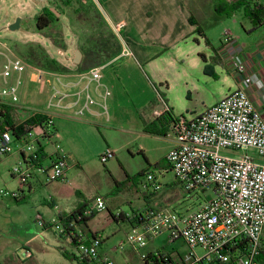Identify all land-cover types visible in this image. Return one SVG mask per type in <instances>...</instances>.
I'll list each match as a JSON object with an SVG mask.
<instances>
[{
    "label": "built area",
    "instance_id": "2783aa9c",
    "mask_svg": "<svg viewBox=\"0 0 264 264\" xmlns=\"http://www.w3.org/2000/svg\"><path fill=\"white\" fill-rule=\"evenodd\" d=\"M81 1L100 8L99 0ZM255 2L262 5L264 0ZM121 28L118 25L115 31L120 33ZM222 42L232 44L233 38L225 34ZM123 55L132 56L127 46ZM232 62L236 75L249 87L252 78L246 64L237 57ZM102 70V67H96L86 74L88 82L83 90L85 101L82 107L83 92L72 94L53 87L47 109L80 107L77 115L83 116L92 103L88 94L90 84L95 83L97 90L102 87ZM50 74L51 71L16 54L7 42L0 39V104L20 109L21 90L28 83L43 84ZM102 97L106 100L107 93ZM162 103V109L156 111L155 116H170L175 143L166 157L167 164L185 191H208L211 198L186 214L158 207L135 215L133 219L137 224L127 234V243L146 248L167 235L165 245L141 256L145 264H264V118L254 107L247 90L242 88L231 92L196 116L173 115L170 107L164 101ZM46 117L43 125L26 126V135L19 139L11 131L0 134V156L17 153L22 157L12 169V175L19 183V192L37 177H42L46 184L63 182L67 177L69 156L63 146L53 142L54 120ZM43 141L52 143L50 154L41 153V149H45ZM248 150H254L262 162L247 154ZM240 151L244 154L237 158L223 155V152L236 154ZM115 159L116 153L110 149L99 158L103 165ZM141 187L147 194L162 190V184L154 175H148ZM19 192L1 190L0 195L15 198ZM106 210L105 199L98 196L87 208L86 215ZM38 221L46 227L42 217ZM50 225L66 234L58 219H53ZM69 234L76 236L72 232ZM103 241L101 235L89 242L79 239L77 255L93 259V264H114L108 255L100 254ZM175 244L178 246L167 250L169 245Z\"/></svg>",
    "mask_w": 264,
    "mask_h": 264
},
{
    "label": "rangeland",
    "instance_id": "374dc122",
    "mask_svg": "<svg viewBox=\"0 0 264 264\" xmlns=\"http://www.w3.org/2000/svg\"><path fill=\"white\" fill-rule=\"evenodd\" d=\"M184 1L191 4L188 8H191L192 12L201 13L198 21L205 36L201 37L199 32H196L175 40V43L179 40L180 43L178 46L176 44L174 49L167 51L165 58L161 61L164 62L163 64H158V67L156 65L158 73L155 76L140 58L136 60L132 57H119L113 62L106 63L107 66L102 71V87L99 89L100 94L107 93L106 100L93 96L101 103L105 102L111 120L109 124L111 130L91 125L89 126L92 127L91 129L80 135L79 129L83 132V129L88 127L71 126L70 136L83 143V152L88 162L84 165V171L78 169L69 173V186L62 184L51 187L35 186L31 194L25 187L22 192H19V183L13 177L12 169L22 160V157L17 153L0 156V191L19 192L21 195L20 202H17L13 196L0 195V264H77L75 261L65 259L62 254L67 252L70 255L73 253L77 255L76 249L69 242L70 238L65 233L61 234L58 230L49 227L48 224L53 219H57L61 208L65 209L70 204H75L79 200L80 193L87 198V201L95 198L96 195H102L113 213H117L119 205L122 211L131 213V206L138 210L144 206L153 207L158 201L162 204V208L186 214L197 210L201 204L211 198V192H187L182 188L169 165L164 161L170 149L163 139L139 138L129 145L126 144L130 137H135V135H129L127 131L143 128L140 119L142 111L138 108L157 102L162 94L168 96L165 83L169 84L171 96L169 99L172 100L176 112L191 116L190 113H186L188 109L195 107L201 110L203 108L201 101L191 103L186 97L183 87L184 79L180 72L182 60L196 57L199 63L202 61L201 57L197 56L199 53L205 55L212 53L210 47L206 46L204 41L206 38L211 41L212 46L216 47L226 31L235 37L244 33L242 28L244 12L239 11L233 16L220 17L215 13L216 0ZM227 1L236 2L237 0ZM45 7H49L48 0H0V39L8 44L31 42L41 44L53 59L60 62L73 59L78 49L79 37L72 32L65 16L59 15L62 25L60 32L52 29L41 35L34 31V20ZM18 19H21L20 28L11 31L10 26ZM129 29V25H124L122 32L117 34L119 38ZM51 34H59L64 38L67 45V49L62 50L64 55L61 54V49L46 37ZM161 50L163 48L156 47L152 52L155 54ZM190 66L192 70L189 69V72L192 75L195 72L193 67L197 66L196 61H192ZM47 78L48 76L41 85L28 84L21 90L20 109L16 107L17 122H22L34 113L47 111L46 105L50 93ZM103 120L104 118H99L98 122L102 123ZM106 140L111 146L119 148L117 155L123 165L136 174V183L144 182L148 175H154L162 184V190L153 197L144 199L143 195L146 191L140 184L137 188L131 182L124 184L120 188V193H113V189L116 188L109 172L111 161L103 165L99 160L106 151L101 154L102 148H106ZM84 141L87 144L84 145ZM53 142L62 146L61 142L55 139ZM43 145L48 151H53L52 143L43 141ZM243 154L244 152L241 151L236 154L223 152V155L232 158L241 157ZM113 161L117 166L119 165L116 159ZM59 189L64 190L63 197L56 194ZM131 190L137 191L136 198L130 192ZM115 191L117 192V189ZM51 198L57 203L55 209L45 205V201ZM108 214L105 211L104 215L109 218L110 214ZM39 217L43 218L47 227L40 225ZM76 232L78 235L83 234L81 227H77ZM130 232L131 227L127 223L120 224L118 227L114 222H110L103 229V235L110 240L105 250L116 258L117 264H145L141 258L143 254L147 255L166 244L167 235H164L146 248L131 246L126 241L127 234ZM122 244L123 248L120 247ZM102 245L100 254L104 256L107 254H103ZM177 246L169 245L167 250Z\"/></svg>",
    "mask_w": 264,
    "mask_h": 264
},
{
    "label": "crops",
    "instance_id": "0c3cea01",
    "mask_svg": "<svg viewBox=\"0 0 264 264\" xmlns=\"http://www.w3.org/2000/svg\"><path fill=\"white\" fill-rule=\"evenodd\" d=\"M99 3L100 8L97 6L95 7L102 14V17L107 23L108 28L115 35L121 46L120 54L110 62L115 61L119 57H132L136 60L140 58L143 59V63L153 72L154 76L158 73L156 70L158 69V64L164 63L161 61L165 58L167 51L169 49H174L175 45L177 44L178 46V43H180V40L177 43L174 42L175 40L177 41L180 38L188 37L191 33L194 34L196 32H199L201 37L205 36L202 28L199 26L198 21V17L201 15V13L195 14L192 12V9L188 8L190 7L188 5L191 4L184 0H99ZM262 5L264 6V3ZM242 22L244 33L239 37L236 36L237 38L230 32L226 31L222 35L220 43H217L218 46L216 47L212 46L211 41L206 38L204 41L205 43L206 40L208 41L206 46L210 47L212 53H209L208 55L199 53L197 56H200L202 59V61H199V63L198 60H196V57L182 60V68L180 69V72L184 79L183 87L186 91V97L191 103L195 101H201L203 105L201 110L195 107L188 109L186 113H190L191 116L202 114L217 104L221 99L229 95L231 92L244 88L247 90V93L256 110L260 112L264 118V17H256L254 21H252V19L250 20L249 18H243ZM256 22H258L259 25H257ZM118 25L122 26L120 33L122 32L124 25L130 26L128 32L124 36L120 35V38L117 35L119 33L115 31V28H117ZM225 34H229L233 38L232 44L222 42ZM126 46L131 51L132 56L123 55V51ZM156 47H159L160 49L163 48V50L154 54L152 51H154V48ZM61 54L64 55L62 50ZM234 57L241 59L246 64L248 68V74L252 78V84L249 87H246L243 79L236 75L232 62ZM83 59L84 56L82 61ZM73 60L74 58L69 59L68 61L66 60V62L59 61L66 68H68V72H51L52 74L48 75L47 79H49L50 87L49 97L52 93L53 87L59 89L62 92H69L72 94H75L76 92H83L85 89V86L88 82L85 79V76L88 71L96 67H81L82 62L79 65H75ZM192 61H196L197 66L193 67L195 68L193 69L195 72L191 75L189 71L192 70V67L190 66ZM167 62L168 60L166 61V64ZM105 66L107 65L105 64L100 67H102L104 70ZM165 84V89L168 96H164V94H162L160 95V98L157 102L145 104L138 108L139 111H142L140 119L142 121L143 128L141 130L127 131L129 135H135L134 138L130 137V140L126 143L127 145L133 143L139 138H151L152 140L163 139L166 143H168L170 149L168 153L174 148L175 143L170 130L171 123H167L164 116H155V112L162 109L163 101L170 107L173 115H182L175 111L172 100L169 99V97L171 98L169 94V84ZM88 94L92 98V103L90 105V110L83 116H78L77 111L80 107H82V104L85 101V92L82 93L83 100L81 101V106L78 108L69 110H48L46 106L47 111L42 114L50 116L54 120L55 133L53 139L61 142L63 148L69 156L70 168L68 170L67 177L63 182L46 184L42 181V177H37L27 186L29 194L32 193L35 186L51 187L55 184L69 186V173L78 169L84 171V165L88 162V160L86 159L83 152V143L78 142L70 136L71 126L79 125L88 127L84 128L83 132H81L82 129H79L80 135L91 129L92 127H89L91 125H95L98 128L101 127L111 130L109 125L111 124V120L108 109L107 111L105 110V102L103 104V102L101 103L94 97L96 96L103 99V95L100 94L99 90H97L95 83L90 84ZM71 100H75V98H72ZM30 116H28L22 122L26 121ZM99 118H104L102 123L98 122ZM152 124L155 125L152 127ZM148 127H151L152 130L157 133H162L164 129L165 135L161 136L147 132L146 130ZM86 141H84V145L87 144ZM106 143V148H102L101 154L105 150L110 149L116 153V161L119 163L117 166L114 163L115 161L112 160L109 168L110 177L112 182L115 184V188L117 189V192L115 191L116 189H113L112 192L120 193V188L123 187L124 184L131 182L138 188V185L141 182L139 181L136 183V174L124 166L120 161L119 156L117 155L119 148L111 146L108 141ZM44 148L45 154L51 153V151H48L46 146H44ZM144 151L145 150H143V152ZM168 153L164 157V161L166 163V157ZM246 153L252 156L256 161L262 162L254 150H248ZM128 186H130V184ZM63 191L64 190L59 189L57 190L56 194L60 197H63ZM130 192L136 198L135 193H137V191L132 192L131 190ZM156 194L157 193H145L143 198L148 199ZM80 195L83 197V199L80 200V196L78 195L79 200L75 202V204H70L65 209L61 208L59 215L69 216L75 211L76 208L81 205L82 202L87 204L88 208L96 197H103L102 195H96L95 198L87 201V198H85L81 193ZM45 205H47V207L50 209H55L57 207V203L53 198H51V200H46ZM106 205V212L110 214H108L109 218L107 215H104L105 212L96 214L93 219L88 221L87 228L82 229L83 234L80 236H82V238L86 241L91 240L95 235H101L104 240L101 249L103 254H107L114 264H117L116 258L110 255L108 250H105V248L107 249V245L110 243V240L103 235L104 227H107L110 222H114L118 227L120 224L125 223H127L130 227H134L137 224L135 223V219H133L135 215L144 213L149 209L161 207L162 204L156 201L153 207L144 206L140 207L138 210H135L131 206V213H125L122 211L119 204V206H117V213H113L110 210L107 201ZM59 215H57V217ZM113 215L116 216V220L113 218ZM74 227L76 230L79 226L75 225Z\"/></svg>",
    "mask_w": 264,
    "mask_h": 264
},
{
    "label": "trees",
    "instance_id": "16d2710c",
    "mask_svg": "<svg viewBox=\"0 0 264 264\" xmlns=\"http://www.w3.org/2000/svg\"><path fill=\"white\" fill-rule=\"evenodd\" d=\"M49 7L41 10L39 15L34 20V31L43 35L42 33L55 29L59 31L62 29L61 18L54 12L56 10L62 17L65 16L69 22L72 32L79 37L78 49L82 52L84 59L81 67H100L116 58L121 52V46L115 35L108 28L102 14L90 2H83L81 0H48ZM255 0H237L230 2L227 0H216L215 13L220 17L233 16L236 12H244V18H249L252 21L256 17H264V6L254 2ZM259 25L258 22H256ZM48 39L53 41V44L61 49L66 50L67 45L64 38L57 35H48ZM208 44V41L206 40ZM10 47L30 63L51 72L65 73L68 72L62 63L53 59L46 49L38 43H9ZM80 67V68H81ZM17 108L14 106H7L0 104V134L11 131L16 139L26 135V126L43 125L47 121V117L41 113H35L24 122H17ZM167 123H171V118L164 115ZM155 124H152L153 127ZM147 132L165 135L163 129L162 133H157L152 128L148 127ZM44 150L41 149V153ZM136 178V177H135ZM142 182L140 183V185ZM22 192V190L20 191ZM80 200L83 199L81 195ZM17 202L21 201V195L14 198ZM83 203V202H82ZM75 209L69 216L59 215L57 219L66 230V234L70 238V243L76 249L79 239L83 240L82 236L78 235L75 230V225L82 229L87 228V223L94 218L96 214L91 216L86 215L87 204H82ZM121 216V215H120ZM119 216V217H120ZM116 220V216L113 215ZM137 221H135L136 223ZM51 227L50 224H48ZM47 227V226H46ZM75 233V237L69 233ZM95 235L94 237H96ZM85 242H89L86 240ZM65 259L75 261L77 264H93L94 260L87 257H79L76 253L68 254L62 252Z\"/></svg>",
    "mask_w": 264,
    "mask_h": 264
},
{
    "label": "water",
    "instance_id": "95a60500",
    "mask_svg": "<svg viewBox=\"0 0 264 264\" xmlns=\"http://www.w3.org/2000/svg\"><path fill=\"white\" fill-rule=\"evenodd\" d=\"M54 12L57 14V16L59 17V14L56 10H54ZM20 23H21V19H18L16 21V23H14L13 25L10 26V30L11 31H14V30H18L20 28ZM82 58H83V54L80 50H77L75 52V55H74V60H73V63L75 65H79L81 62H82Z\"/></svg>",
    "mask_w": 264,
    "mask_h": 264
}]
</instances>
